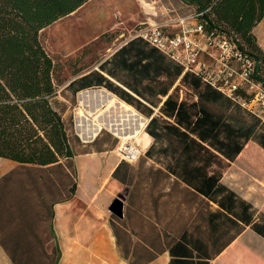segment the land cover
<instances>
[{
	"label": "crops",
	"instance_id": "1",
	"mask_svg": "<svg viewBox=\"0 0 264 264\" xmlns=\"http://www.w3.org/2000/svg\"><path fill=\"white\" fill-rule=\"evenodd\" d=\"M149 136L144 153L169 143ZM73 148L70 196L57 164L0 157L2 264H264V148L256 141L233 160L213 149L218 162H122L110 149ZM121 194L118 217L109 206Z\"/></svg>",
	"mask_w": 264,
	"mask_h": 264
},
{
	"label": "trees",
	"instance_id": "2",
	"mask_svg": "<svg viewBox=\"0 0 264 264\" xmlns=\"http://www.w3.org/2000/svg\"><path fill=\"white\" fill-rule=\"evenodd\" d=\"M87 1L0 0V157L22 164H57L63 168L68 196L76 191L73 143L78 138L55 106V64L41 30ZM182 1L194 7L207 35L225 36L255 60L253 78L264 86V50L254 34L264 18V0ZM93 87L107 89L149 118L145 131L155 141L168 140L166 146L152 144L144 159L218 162V152L233 160L250 139L264 148L260 117L139 36L65 89L75 96ZM183 93L197 99H181ZM157 107L158 115L152 116ZM85 144L96 151L112 149L100 145L98 138Z\"/></svg>",
	"mask_w": 264,
	"mask_h": 264
},
{
	"label": "rangeland",
	"instance_id": "3",
	"mask_svg": "<svg viewBox=\"0 0 264 264\" xmlns=\"http://www.w3.org/2000/svg\"><path fill=\"white\" fill-rule=\"evenodd\" d=\"M194 12V7L182 0H88L76 11L41 30L42 42L55 64L54 78L58 94L54 103L63 112L73 135L78 138L77 144L82 146L88 143L82 140L76 127L78 96L81 91L74 96L65 89L66 85L80 74L96 68L100 61L132 38L140 27L149 22L176 23L191 17ZM187 22L189 26L193 23L191 19ZM254 34L264 50V19ZM200 60L207 64L212 62L207 53H203ZM96 138L100 145L105 144L117 154L121 140L111 131L103 128ZM143 153L144 150H141L138 157L130 162H141ZM2 257L3 251L0 248V259Z\"/></svg>",
	"mask_w": 264,
	"mask_h": 264
},
{
	"label": "built area",
	"instance_id": "4",
	"mask_svg": "<svg viewBox=\"0 0 264 264\" xmlns=\"http://www.w3.org/2000/svg\"><path fill=\"white\" fill-rule=\"evenodd\" d=\"M190 19L193 23L189 26L187 21ZM134 36L141 37L179 62L185 71L200 74L205 81L264 120V86L253 78L255 60L225 36L207 35L197 20V14L176 23L149 22L140 27ZM211 49L216 51L211 52ZM203 53L211 57L210 64L200 60ZM239 90L245 92L248 98L240 95ZM117 155L128 162L136 159L128 157L121 145Z\"/></svg>",
	"mask_w": 264,
	"mask_h": 264
},
{
	"label": "bare ground",
	"instance_id": "5",
	"mask_svg": "<svg viewBox=\"0 0 264 264\" xmlns=\"http://www.w3.org/2000/svg\"><path fill=\"white\" fill-rule=\"evenodd\" d=\"M76 127L83 141L97 137L103 128L120 138L130 158H137L150 144L146 119L133 106L105 89H86L79 93Z\"/></svg>",
	"mask_w": 264,
	"mask_h": 264
},
{
	"label": "water",
	"instance_id": "6",
	"mask_svg": "<svg viewBox=\"0 0 264 264\" xmlns=\"http://www.w3.org/2000/svg\"><path fill=\"white\" fill-rule=\"evenodd\" d=\"M95 138H93L91 141L92 142ZM124 200H125V195L121 194L114 198L109 206V210L116 216L118 217H123V212H124Z\"/></svg>",
	"mask_w": 264,
	"mask_h": 264
}]
</instances>
